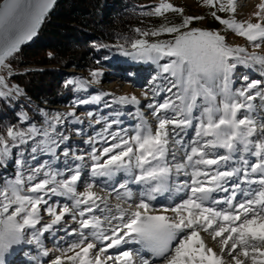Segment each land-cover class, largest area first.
<instances>
[{
    "label": "snow or ice",
    "instance_id": "1",
    "mask_svg": "<svg viewBox=\"0 0 264 264\" xmlns=\"http://www.w3.org/2000/svg\"><path fill=\"white\" fill-rule=\"evenodd\" d=\"M203 3L219 12L236 11V0ZM54 4L55 0L0 2V67L37 35ZM258 9L256 23L238 21L234 15L222 19L217 11L211 16L259 49L264 45V2ZM169 11L181 14L182 22L136 29L139 38L130 42V50L120 46L122 55L157 65L153 84L157 78L167 82L154 87L152 95H170L145 106L152 109L155 126L137 107L131 130L108 132L119 120L107 125L108 146L99 152L92 149L90 165L83 156L69 157L65 150L62 169L53 168L59 159L55 147L68 140L56 128L59 114L49 118L44 113L43 129L9 127L6 136L0 135V167L12 158L13 147L29 140L34 142L31 159L37 153L51 155L31 167L20 152L13 177L0 178V264L14 245H40L44 233L54 230L73 239L58 249L60 255L50 264H264V55L229 45L218 31L190 27L203 17L183 16V9L167 0L147 14L160 17ZM165 34L172 39H148ZM238 66L258 72L260 78L235 75ZM100 75L91 73L94 78ZM5 86L0 77V87ZM65 87L80 91L85 83L69 79ZM5 95L0 91V97ZM143 95L148 98V92ZM100 99L96 95L78 103ZM112 102L140 105L135 95L114 97ZM21 119L27 120V114ZM188 129L194 138L185 140ZM37 136L42 138L36 140ZM118 173L126 179L110 183ZM37 177L41 178L33 183ZM129 185L140 186L139 191ZM52 196L65 197L70 204H50L47 198ZM161 196L168 204L158 208L153 202L159 203ZM42 208L51 220L38 228ZM29 231L31 239H26ZM129 244L140 247L127 248ZM110 249L116 254L109 255ZM43 255L49 252L45 249Z\"/></svg>",
    "mask_w": 264,
    "mask_h": 264
},
{
    "label": "trees",
    "instance_id": "2",
    "mask_svg": "<svg viewBox=\"0 0 264 264\" xmlns=\"http://www.w3.org/2000/svg\"><path fill=\"white\" fill-rule=\"evenodd\" d=\"M148 6L146 0H59L36 41L20 49L0 68L7 82L24 95L18 100L0 97V135L6 136L9 127L27 130L35 125L43 129L47 126L44 113L49 118L59 114L62 120L58 106L69 105L83 91L93 89L89 84L100 80L91 76L93 71L114 69L122 58L120 46L130 50V42L139 38L136 29L158 28V18L147 14ZM9 67L22 70L7 73ZM69 79L83 81L85 90L65 87ZM24 114L27 120L21 119ZM60 124L56 128L62 132ZM41 138L37 136L36 140ZM31 146L34 142L29 140L28 144L12 148V158L0 167V178L13 177V162L20 152L28 161L33 160Z\"/></svg>",
    "mask_w": 264,
    "mask_h": 264
},
{
    "label": "rangeland",
    "instance_id": "3",
    "mask_svg": "<svg viewBox=\"0 0 264 264\" xmlns=\"http://www.w3.org/2000/svg\"><path fill=\"white\" fill-rule=\"evenodd\" d=\"M160 2L161 0H146V3L149 5V11ZM167 2L172 3L175 7L182 8L183 16L203 17V19L194 20L190 27L218 31L221 35L226 37V43L229 45L241 46L246 48L250 53L256 52L260 55H264V45L259 49L253 48L244 37L237 36L235 33L226 30L224 25H221L211 16L212 11H217V15L222 19H228L230 16L234 15L235 19L238 21L251 20V22L256 23L258 19L254 13L259 10L258 5L264 2V0H236V11L234 14L219 12L217 9L204 5L203 0H167ZM157 18L158 27L165 24L173 25L182 22L181 14L171 11ZM158 39L169 40L172 39V36L165 34L158 37ZM120 56L122 58L113 66L114 69L100 68V80L97 83H93L94 85L89 84L93 89H86L78 98L72 99L69 105L58 106L63 116L60 124L62 132H58L61 135L67 136L68 140L64 143H59L58 146L55 147V153L59 159L53 164V168L62 169L64 167L63 161L65 157L63 153L65 150L69 151V157L73 154L83 156L85 162L90 165L91 161L88 157L92 149L95 148L99 152L104 147L108 146L107 143H105V138H107L105 128L107 125L113 120H119L120 123L112 124L111 127L108 128V132H116L122 128L131 130L137 123V119L134 118L137 107L144 118L155 126V121L151 116L152 109L145 106L153 100L158 103L162 102L164 96L170 95L166 92H161L155 97L152 95L154 87H163L167 82L157 78L155 84H153V77L157 76L159 72V68L156 64L150 61H135L130 57L122 55V53ZM164 62L165 61H161V63ZM20 70L22 69L9 67L7 73ZM245 74L250 78H260L258 72L249 70L243 66H238L235 75L243 76ZM0 77L4 78V75L0 73ZM4 80L6 86L0 87V91L7 93L5 96H9L14 100L23 99L22 96L24 95L22 92L17 89L16 86L9 84L5 78ZM234 87H239V84L234 83ZM173 91H175V89ZM145 92H148L147 99H145L143 95ZM96 95L101 96L98 103H78L80 99H90ZM121 95H135L140 100V105L122 106L112 102L114 97ZM70 113H75V116L69 115ZM89 113L92 115H89ZM77 117L80 123H76ZM53 135L56 134L53 133ZM108 143H111L110 139ZM50 159L51 155L49 153H37L36 159L28 161V165L36 167L37 161L43 163ZM77 163H79V161H77ZM25 175H27V172H25ZM65 175L68 174L65 173ZM40 178L41 177H37V181H33V183L38 182ZM97 189L99 190V188ZM78 190L82 189L78 186ZM47 199L50 204L56 201L61 205L64 203L70 204V201H67L65 197L52 196ZM57 210H59V208ZM41 215L43 216V220L41 221V225L37 226L38 228L51 220V217L44 213L43 208L41 209ZM69 225L71 227L75 226L72 224L70 218ZM30 231L26 233V239H31ZM72 239V236H66L62 231L54 230V234L44 233V236L41 237L40 245L35 243L14 245L9 252L10 256H6V260L11 258L6 264H50V261L54 259L56 255H60L58 249L66 247ZM45 249L49 252L48 256L43 255ZM16 253L17 255L15 256L14 254ZM108 254L112 255L113 250L110 249ZM12 255L14 256L13 258ZM69 255H71V253H69Z\"/></svg>",
    "mask_w": 264,
    "mask_h": 264
},
{
    "label": "bare ground",
    "instance_id": "4",
    "mask_svg": "<svg viewBox=\"0 0 264 264\" xmlns=\"http://www.w3.org/2000/svg\"><path fill=\"white\" fill-rule=\"evenodd\" d=\"M195 123V122H194ZM190 137H193L194 138V133H193V131L191 130V129H188L187 130V135L185 136V140H187V139H189ZM221 152L223 151V150H220ZM249 159L250 160H254L255 158H253V157H249ZM101 179H103V178H101ZM124 179H126V177H125V175L123 174V173H118L117 175H116V177L114 178V180L113 181H111L110 183H113V184H115L116 182H123V180ZM180 179H184V177H181ZM132 189H133V191L134 192H137V191H139V188H140V186H138V185H129ZM98 190V189H97ZM168 195V193H165V196H167ZM218 195H223V193H220V194H218ZM178 199V198H177ZM158 201H159V203H157V202H153L154 203V205L156 206V207H161V206H166L167 204H168V201L167 200H165V198H164V196H161V197H158ZM206 239H208V242H209V244H210V246H212L215 250H219V246L216 244V243H214V242H212L211 240H210V238H206ZM127 248H131V249H136V248H139L140 246L139 245H136V244H129V245H127L126 246ZM18 249V248H17ZM113 250V254L112 255H115L116 254V252H117V250L116 249H112ZM18 253V252H17ZM17 253L16 254H14L15 256L17 255ZM7 256L9 257L10 256V253L9 254H7ZM14 256L12 255V258H13ZM11 259V258H10ZM10 259H7L6 260V258H5V264L10 260ZM36 264H39V263H36ZM41 264V263H40ZM43 264V263H42ZM65 264H70V262H68V261H65Z\"/></svg>",
    "mask_w": 264,
    "mask_h": 264
},
{
    "label": "water",
    "instance_id": "5",
    "mask_svg": "<svg viewBox=\"0 0 264 264\" xmlns=\"http://www.w3.org/2000/svg\"><path fill=\"white\" fill-rule=\"evenodd\" d=\"M0 2H2V0H0ZM58 2H59V0H55V4H54L53 8L49 11V13L47 14V17H48V16L50 15V13L53 11V9L55 8V6L57 5ZM43 23H44V22H43ZM42 25H43V24H42ZM41 27H42V26H41ZM41 27H40V29H41ZM40 29L38 30L37 35H36L31 41H28V42H26L24 45L21 46V49H22L23 47H26V46H28V45H31L33 42L36 41ZM0 68H1V67H0Z\"/></svg>",
    "mask_w": 264,
    "mask_h": 264
}]
</instances>
